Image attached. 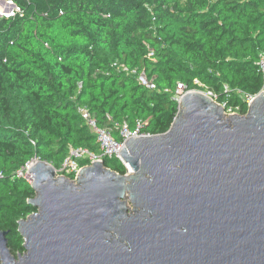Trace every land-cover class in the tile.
Listing matches in <instances>:
<instances>
[{
    "label": "trees",
    "instance_id": "16d2710c",
    "mask_svg": "<svg viewBox=\"0 0 264 264\" xmlns=\"http://www.w3.org/2000/svg\"><path fill=\"white\" fill-rule=\"evenodd\" d=\"M4 1L18 9L0 18V230L14 257L18 222L36 212L18 172L32 160L59 169L70 149L101 153L79 108L100 127L140 122L157 136L176 118L178 85L240 115L263 90L264 0ZM102 163L127 173L118 159Z\"/></svg>",
    "mask_w": 264,
    "mask_h": 264
},
{
    "label": "water",
    "instance_id": "95a60500",
    "mask_svg": "<svg viewBox=\"0 0 264 264\" xmlns=\"http://www.w3.org/2000/svg\"><path fill=\"white\" fill-rule=\"evenodd\" d=\"M178 105L165 134L126 141L125 175L32 160L24 252L0 230V264H264V87L246 115L200 91Z\"/></svg>",
    "mask_w": 264,
    "mask_h": 264
},
{
    "label": "built area",
    "instance_id": "2783aa9c",
    "mask_svg": "<svg viewBox=\"0 0 264 264\" xmlns=\"http://www.w3.org/2000/svg\"><path fill=\"white\" fill-rule=\"evenodd\" d=\"M6 2L13 5L11 1H6ZM14 9L17 10L18 12V9H16V7H14ZM12 15L14 14L12 13L10 16ZM258 66L261 68V70L264 69V57L260 59V61L258 62ZM123 70L127 72V69L124 68ZM131 73L134 74L135 72L132 71ZM138 79L144 86L150 89H155V85L153 81L149 80L144 75L142 74L139 75ZM184 93L185 91L182 88V86L178 85L176 89V98H175L177 102L179 101L180 97ZM203 93L215 101V98L211 92L206 91ZM253 99L254 97H251V96H247L245 98L248 106L253 101ZM219 105L224 108L226 115H230L232 114V112L236 114L234 110L226 109L224 104H219ZM79 114L81 115V118L84 121L85 125L90 129V131L95 136L96 144L99 146L101 153L99 155H96L88 151L87 149H83V148L70 149L68 152V155L62 162L60 168L55 169L56 175L62 176V177L73 175L72 181H74L76 179L78 172H80V170L83 168V167H80L79 165L80 160L86 159L89 163L86 166H90L91 163H93V161L103 162V158L118 159L119 161H121V163L126 169V172L128 173L130 169L128 168L126 164L122 162L121 157H120V152L124 148V145L127 140L131 138H138V137H149V135L147 134L140 133L141 123L136 122L134 129H130L127 123L114 124L113 127L105 128V127H100L98 125L96 119L91 115V113L85 107L79 108ZM115 134H117L119 140L115 138ZM29 165L30 163L25 168V174L23 173V169H22L21 171L18 172V175L24 176L28 179L29 175L27 174V170H28Z\"/></svg>",
    "mask_w": 264,
    "mask_h": 264
},
{
    "label": "rangeland",
    "instance_id": "374dc122",
    "mask_svg": "<svg viewBox=\"0 0 264 264\" xmlns=\"http://www.w3.org/2000/svg\"><path fill=\"white\" fill-rule=\"evenodd\" d=\"M16 12H17V10L14 9L13 5H11L9 3H3L0 1V14H2V13H9V14L13 13V14H15ZM236 114H238V113H236ZM238 115H240V114H238ZM244 115H246V114H244Z\"/></svg>",
    "mask_w": 264,
    "mask_h": 264
}]
</instances>
